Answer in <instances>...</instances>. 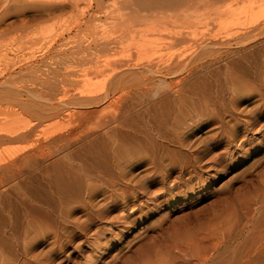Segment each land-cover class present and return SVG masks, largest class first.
Listing matches in <instances>:
<instances>
[{
	"label": "bare ground",
	"instance_id": "1",
	"mask_svg": "<svg viewBox=\"0 0 264 264\" xmlns=\"http://www.w3.org/2000/svg\"><path fill=\"white\" fill-rule=\"evenodd\" d=\"M18 1L13 0V4L14 2L19 3ZM146 1L131 0L128 3L125 2L126 4L123 2L125 5H122L121 12L123 11L124 17L120 18V21H114L115 26H112L115 28L110 29V33L103 34L99 32L102 34H99L100 36L95 34L99 37L97 40L96 36L94 37L97 41H95L97 43L96 48L93 47L91 49L90 45L85 43L83 44L86 46L82 47L83 44L81 42L84 41L80 40L78 42L82 46L75 44L71 45V47L69 45L71 48L68 49L66 48L68 45L65 42L62 43L63 41L61 40L60 46L58 44L54 45L58 46L57 49L54 47L56 52L49 48L56 56L53 58V62L56 60V65L52 63V66H55L54 70H51V68L50 70H43V67H45L43 59L39 62L37 60L30 62V64L25 66V69L22 68L26 72L25 74L35 73L38 75L39 79H36L38 82H34V85H37L36 88L25 89V86L23 87L22 85L20 87L25 90H21V88L13 89L12 87L0 90V98L2 96L1 100L3 99L2 101L5 104L10 103L22 106L25 112L33 115L38 124L44 123L45 120L50 121V118L62 120L61 123L51 125L48 130H44L42 133L40 131V135H34L35 139H32L34 138L32 131L35 128L31 129L34 124L31 128L23 127L18 130L19 132L15 131L17 133H0V145L10 140L31 141L28 147L26 146L16 151L14 156L8 157L4 161L6 162L9 159L10 163V160L13 161L18 157L16 154L21 153V159L23 161L26 159V162H28V158L32 159L29 154L31 155L33 152L36 155V161L33 159L35 162V167L33 166L35 168L34 176L23 179L22 182L16 185V188L20 186L28 187L27 189H31V193L35 191L36 196L33 201L36 200L37 206L35 205L33 210H35V214L39 215L37 216L38 219L30 216L29 210L28 212L17 210L15 213L19 212L21 214H17L20 216L17 222L18 216H13V210L15 209H12L13 214L8 211L9 206L7 207V205L5 209L8 210H4L3 200L6 192H0V244L8 243L5 251L4 247L0 246V258L4 257L2 260L7 257V252H9V256L15 253V246L18 245L15 244L18 240L15 237L14 226L20 221L21 223L19 224H22V226L25 224L22 228L23 237L21 235V238L23 239L19 243L22 244L20 249H22L24 257L28 260L34 259L30 255L29 247L31 234H35L34 236H37L36 234H49L51 236L49 239L52 240L49 244H56L63 237L67 239L73 238L72 230H78L81 234L79 238H82L85 230L82 228L84 223H81L77 218V210L84 209L87 212V221L90 219L91 221L94 219L95 221L100 220L104 213L103 211L100 213L97 199L106 197L109 193L105 190L106 188L98 189V187L93 185L95 181L102 177L101 174L111 173L114 183L109 179L111 183H108L107 189L108 191L113 190L117 195H119L118 192L121 195L123 194L121 196L123 199H120L124 202V205L129 199L125 196L126 194H131L134 199L138 198L135 201L131 200L132 202H130V198L129 202L126 203L127 207L125 208H130L133 211L141 203L142 205L146 203L144 195L140 193L145 192V188L140 181H137V177L140 176H137L138 173L136 171L139 169L140 164L148 163L149 166H147L151 167L155 174L158 173V177L160 175L166 178L167 172L172 166L171 164H174L176 160L181 161V158L184 157L181 156L180 158V151L187 150L189 155L188 157L186 156L188 159L186 161H189V164L193 167L196 166L191 169L193 170L191 172L197 176L198 172L196 170L199 165L205 163L206 154L208 155L207 147L200 145L204 144V142H198L196 139L200 128L207 124V122H202L201 118L210 114L209 112H211L212 108L217 106V102L224 101L222 99L223 92L229 101L228 104L223 103L225 106L229 105V109L226 110L227 118L221 122V127L231 125L230 128L232 129L228 137V139L230 138L228 145L240 148L243 142L249 140L248 138H254L259 135L262 129L264 130V124L250 121L252 118L246 119L250 114H253L251 113L252 109L249 111L252 105L257 106V108L260 106V110L264 108V0ZM41 6L43 5L41 4ZM38 8L41 7L38 5ZM59 9L62 8L60 7ZM45 10L47 11V9ZM165 10L172 11L173 14L169 17V25H166V22L157 17L160 12ZM201 10L205 13H210L212 10V21L217 26L216 32H211L212 30L209 29L198 31L200 22L193 14ZM115 18H118V16ZM227 19L229 20V24L227 23L229 31H224L225 34L222 35L223 31L220 32L219 30H222V26ZM84 21L82 20V22ZM145 24H149V29L142 28ZM200 24L202 27L205 26L204 28L207 25L209 26L208 23L203 24L201 22ZM112 26L110 25V27ZM148 36L149 38L151 37L149 40V52L147 53L148 60L144 63V60H142L144 58L141 59L140 56L145 54L143 53L145 50L140 45L146 43ZM182 45L187 46L183 47ZM179 46L183 48L174 50ZM49 49L47 50L48 52ZM49 57L51 58V55L47 59L52 60ZM47 64L45 68L51 67V63L48 66ZM61 65L63 66L61 67ZM74 66L79 68L78 71L74 73L67 71L69 70L68 68L71 69ZM41 76L46 77L41 78ZM84 76H92L95 79L102 77L104 83L101 86L103 88L96 90L89 86H82L83 80L81 82L80 79ZM6 77L4 80H6ZM32 77L35 78L34 76ZM32 80L34 81L35 79ZM79 82L82 84H80L81 88L77 86ZM4 86H8L6 82L0 84V87L4 88ZM101 103H106L108 110H106L102 118L93 120L91 123L88 121L90 124L86 123L87 117L85 113L73 111L75 108V110L91 109ZM219 106L221 107V105ZM63 108L65 110L71 108L72 110L64 112L66 114L62 115L60 111H63ZM221 117L223 118V116ZM80 125L84 128L82 133H79L78 129L75 130ZM217 126L219 127V124ZM241 129L242 132L240 131ZM89 137L91 139H89L90 143L87 145L84 141ZM99 140L102 146L98 154L97 149L94 150L93 145ZM223 151H225V156L227 155L231 158L234 150L230 151L227 147L223 148ZM210 156L208 155V157ZM19 157L16 158L17 162L15 164H18L19 161L17 159ZM97 158L101 163V167L99 166V161L97 162ZM213 159L215 157L212 160L210 159L211 162ZM1 162L0 165L2 164L3 166L0 169L5 164ZM15 164H13V167ZM96 166H99V170ZM201 167L203 168V166ZM33 168L31 166V169ZM150 172L148 171V173ZM196 178H199V176ZM6 182L8 183L9 181H5L0 176V189L5 186ZM170 187L171 189L173 188L172 185ZM16 192H18L17 189ZM15 196H17L16 193ZM172 197L170 198L169 196L170 199ZM16 198V200L11 198L12 202L15 201V204L18 202V196ZM22 198L27 203L31 202L28 197ZM116 199L118 200V198ZM19 202L21 201L19 200ZM15 204L14 206H17ZM123 214L124 209H121L118 215L114 216L116 220L111 218L112 221L118 222V226L114 227L110 223L109 226L106 224V227H114L116 229L121 227L122 230L119 229V232H121L132 225L128 221L126 214L124 216ZM47 220L55 223L54 228L47 225ZM23 221L24 223H22ZM22 226L20 225V227ZM106 231L108 230H103L99 227L97 232L92 235L93 239L90 240V243H93L98 252H103L108 242L106 241L107 243L105 242L104 246L99 245L97 235L98 233L103 235ZM114 238L116 239V237ZM95 255L98 258V254ZM9 256L7 257L8 259ZM93 258H91V261Z\"/></svg>",
	"mask_w": 264,
	"mask_h": 264
},
{
	"label": "rangeland",
	"instance_id": "2",
	"mask_svg": "<svg viewBox=\"0 0 264 264\" xmlns=\"http://www.w3.org/2000/svg\"><path fill=\"white\" fill-rule=\"evenodd\" d=\"M130 1L131 0H19V3H16L17 1L14 2V4L16 5L15 6L13 4V0H0V84L6 82V85H8L6 87L4 86V88L0 87V90H4L6 88L8 89L10 87H12L13 89L21 88V90L36 88L37 85L35 86L34 82H38L36 81V79H39L38 75L35 73H33L35 75H33L32 73L25 74V66L30 64V62H35V60L39 62L41 59H43L44 61H42L45 67L47 62L51 61L47 64L48 66L51 63V67H43V70H50V68L51 70H54L55 66H52V63L55 64L56 60L53 62V58L56 56H54L55 54L52 51L56 52L55 50L58 48V46H60L62 41V43L65 42L68 45L66 47L68 49L75 44L78 46H82L83 43H85L86 45H90L91 49L93 47L96 48L97 43H95V41L97 40V38H99L98 36L102 35L99 32H102L103 34L110 33V29L115 26L114 21H120V18L124 17L123 11L121 12L122 5L125 2L128 3ZM146 2L149 1L147 0ZM37 4L41 8H38ZM41 4L44 7L41 6ZM60 7L63 10L59 9ZM45 9H47V11ZM14 10L16 11V13ZM211 13L212 10L210 11V13H205L203 10H201L193 14L194 17H197V19H199L200 23L203 22V24H209V26L207 25L206 28H204L205 26L202 27L199 23L198 31H204L205 29L212 30L211 32L217 31V26H215L212 21L213 14ZM172 15V11L165 10L160 12L157 17L160 20H163V22H166V25H169V17H171ZM117 16L118 18H115ZM75 19H77L78 21ZM82 20L85 21L82 22ZM228 21L229 20L227 19L226 23L222 26V30H219L220 32L223 31L222 35L225 34L224 31H229ZM110 25L114 26L110 27ZM145 26L143 25L142 28L149 29V24H145ZM95 34H98V36ZM68 36L71 39H69ZM95 36L96 40L94 38ZM150 39L151 37L149 38L148 36L146 43H142L140 45V47L145 50L143 52L145 54H142L140 56L141 59L144 58L142 59L144 60V63H146L148 60L147 53L149 52ZM80 40L84 42H81L82 44H80V42H78ZM57 44L58 46H54ZM85 44H83L82 47H84ZM69 45L72 46L70 47ZM182 46L184 47L185 45ZM182 46L176 47V49L174 50L182 49ZM54 47H56V49ZM49 48H51L52 51ZM48 49L49 52L47 51ZM50 55L51 58H49L52 60L47 59ZM62 66L63 65H61V67ZM68 69V72L74 73L75 71H78L79 68L74 66L73 68ZM28 75L31 79L28 78ZM31 75L35 78H33ZM60 76L62 75L60 74ZM5 77L6 80H4ZM44 77L41 76V78ZM88 77L84 76L80 79L81 82L83 80V85L81 84V82L77 83L78 88H81L84 85L89 86L90 88H95L96 90H101L103 88L102 86L104 82L102 80V77H99L100 80L99 78L95 79L92 76L89 79ZM84 78L86 80V83ZM92 78H94L95 80H92ZM32 79L35 80L33 81ZM22 85L23 87L25 86V89L20 87ZM1 98L0 133H17L15 131L22 129L23 127L31 128L34 124L31 128L32 130L33 128H35L32 131V136L40 135V131L42 133V131L48 130L51 125L53 126L55 123H61L62 121L61 119L56 120L50 118V121L45 120L44 123L38 124L36 123L33 115L25 112L22 106L12 105L10 103L5 104V102L2 101L3 99L1 100ZM222 99L224 100L223 102L227 104L229 103L228 98L224 92ZM221 102L219 101V103H216V107L218 108L214 106L211 112H209L210 114L204 115V118H201V121L204 123L207 122V124L200 128V132L198 133L199 135L197 134V137L199 138L196 137V139L198 140V142H204V144L202 143L200 145L206 146L208 155H211L210 157H208V155L206 154L205 159L208 161L210 159L212 160V158L215 157L213 161H216L211 162L210 160L208 161L210 163H208L206 160H204L205 163L199 165V168L197 167L198 169H201L196 170V172H198L197 176H199V178H196L197 176L193 172H191L193 171L191 169L196 166L193 167L191 164H189V161H186L188 160L187 157L189 155V152H187V150L180 151V158L181 156H184L183 158H181L182 160L179 158V160H181L182 162L176 160L177 163L176 161H174V164L172 163V166L170 165L171 167H168L169 170L167 172V179L165 178V176L162 177L159 175L158 177V173L155 174L154 170H152L151 167H148V163L140 164L139 169L136 172L138 173L137 176H140L141 178L137 177V181H140L141 185L145 188V192L140 193L144 195L146 203H144L143 205L141 203L138 208L135 207L133 211L130 210V208H125L127 207L126 203L129 202L128 200L130 198V202L135 201L138 198L134 199L131 194H126L125 196L129 199L124 205V202L121 201V199H123V197H121L123 196V194L121 195L118 192V194L120 195L119 196L117 195V193L113 192V190L108 191L107 189L108 183H114V179L112 178L111 173H106L104 175L101 174L102 177L100 175V179L102 180L99 179L95 181L93 185L98 187V189L106 188L105 190L110 194H108L109 196L107 195L106 197H100L97 199L100 213L101 211H103L104 213H102L104 217L102 216L100 220L98 219L96 221L95 219L93 221H91L90 219L89 223V221H87V212L84 209L79 210L77 208L79 211L77 210L76 216L81 223H84L82 228L85 230L84 236L82 238H79L81 234L78 230H72L73 238L67 239L66 237H63L62 240L58 243L49 244L50 242H52V240L49 239V237H51L49 234H36L37 236H34L35 234H31V241L29 244L30 255L35 260H28L26 257H24L25 255L21 251L22 249H20L22 244L19 243L23 239L21 238V235L23 237L22 228L25 226V224L24 226H22V224H19L21 223L20 221L18 223L19 225L16 224L14 226L15 237H17L18 240L15 244H18L17 246H15L16 254L14 253L9 256V252H7L8 255L5 252L7 257L9 256V259L5 255V259L2 260V258L4 257L0 258V264H93L94 262V264H264V130L262 129L261 131L263 132L260 131L259 135L254 138H251L249 136V140L243 142L240 148H234L232 145H228L230 141V138L228 139V137L232 130L230 128L231 125H228V127L227 125H224L222 126L223 129H221V122L227 118L226 110L229 109V105L225 106L224 103L222 102L221 104ZM218 104L221 105V107ZM260 108V106L259 108H257V106L252 105L249 111H251L252 109L251 113L253 114H250V116L246 119L252 118L250 119V121H256L264 124V108H262L261 110ZM63 109V111H60L62 112V115L66 114H64V112L72 110L71 108L69 110H65V108ZM75 109H73V111H75L76 113L83 112L86 114L87 118H85L87 124H90L91 122H93V120H96L100 117L102 118L104 116V113H106V110H108L106 103H101L97 106L92 107L91 109ZM214 110H218L217 113H215L216 111ZM213 112L214 114L212 115ZM220 113L223 118L220 116ZM219 116L221 117V119ZM206 119L210 121H207ZM212 120L215 124L212 122ZM214 120L218 121L215 122ZM217 124H219V127L217 126ZM81 127L82 125L77 127L75 130L78 129L77 131H79V133H82L84 131V128ZM225 127L227 128L225 129ZM240 131L242 132V129ZM35 138L36 137L34 136V138L32 139ZM200 138L202 141L200 140ZM89 139H91V137L85 140L84 143H87L88 145L90 143ZM96 142L97 143L93 145L94 147H92L94 148V150L97 149V152L99 154V151L101 150L100 147L102 145L100 144V140ZM30 143V140L5 141V143H2L0 145V162L2 160H7L8 157L10 158L14 156V153L16 151H19L26 146L28 147ZM227 147L228 150L230 149V151H235H233L231 158L227 155H224L225 151H223V148ZM211 152L213 153V155ZM32 154L34 153L32 152ZM32 154H29V157L32 159L28 158V162H26V159H24L25 161L21 159V153L16 154L18 155V157L20 156L19 159H17L20 166L18 164H15L17 162L16 158H18L16 156L13 161L10 160V163L9 159L6 162H1L5 163L3 168H12H5V170H3V168L0 169V176L3 177L5 181H9L8 183L6 182L7 184L5 183V186L0 189V192H6V196L4 197L5 201L3 200V205L5 206L4 210L6 211L9 209L8 211L11 214H13L12 212L14 211L13 216L15 217L19 213H15L17 212V210H23L25 212H28L29 210L30 216L34 218H38L37 216H39L37 215V213L35 214V210H33L35 205L37 206L36 200H34L35 202L33 201V198L36 196L35 191L32 192V194L30 191V187V190L27 189L28 187L21 186L19 188H16V185L22 182L23 179L33 177L35 174V168H33V166L35 167V162L33 161V159L35 160L36 155L34 154V156H32ZM215 155L219 156L220 158L216 157ZM31 161H33L32 163L34 164H32ZM98 161L99 159L97 158V162ZM207 163L210 165H208ZM13 164H15L14 167ZM100 165L101 163L99 161V166ZM204 165L205 167L208 166L210 168H205ZM2 166L3 165L1 164L0 167ZM31 166L33 169H31ZM99 166H96V168L98 169ZM190 166L192 167L190 168ZM201 166H203V168ZM151 170L153 171V173ZM148 171L151 172L148 173ZM107 174L109 175V177ZM109 179H111V182L109 181ZM169 185L173 186V190ZM16 189L22 195V197H28L31 202H25L24 198H22L21 195L16 192ZM15 193L18 196V204H15V201L12 202L13 200L17 199ZM169 196L170 198L172 197V199H170ZM10 197L13 200H11ZM106 198L108 199L106 200ZM116 198H118L119 201ZM19 200L21 202H19ZM6 202H8V204H6ZM14 204L17 206H14ZM6 205L7 207L9 206L8 209H5ZM12 206L14 207L12 208ZM12 209H15L16 211H12ZM121 209H124L123 216L126 214L128 221L132 223V225L126 227L125 229H123V231H121L123 234L119 232V229L122 230L121 227H118V229L114 228L115 226H118V222H114L111 219L113 218V220H116L114 219V216L116 217ZM78 212L80 213L78 214ZM106 217L107 219H105ZM109 217L110 219H108ZM18 218L20 219V216L17 217V222L19 221ZM109 220H111L112 222ZM22 223H24V221ZM110 223H112L114 227H106V224L109 226ZM20 225L22 227H20ZM47 225L54 228L55 223L47 220ZM99 227H101L103 230H108L103 233V235H100L101 233H98L97 235L99 245L104 246L105 242H108H106L107 244L103 249V252H98L93 243H90V240L93 239L92 235L97 232V229ZM115 233L117 236L115 235ZM110 235L116 237V239L114 237H111ZM1 245L4 247L5 251L8 243H1L0 246ZM95 254H98V258ZM92 257L94 258L91 261Z\"/></svg>",
	"mask_w": 264,
	"mask_h": 264
}]
</instances>
